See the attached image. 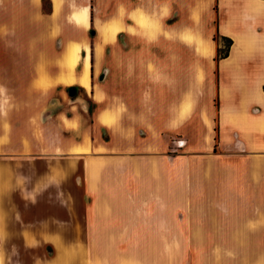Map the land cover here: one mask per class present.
Here are the masks:
<instances>
[{
	"label": "crops",
	"instance_id": "crops-1",
	"mask_svg": "<svg viewBox=\"0 0 264 264\" xmlns=\"http://www.w3.org/2000/svg\"><path fill=\"white\" fill-rule=\"evenodd\" d=\"M91 2H114L113 16L104 19ZM111 23L118 26L114 38L102 43ZM148 26L157 28L150 34ZM214 36L232 40L218 60ZM112 43L110 103L102 69ZM85 67L88 87L81 82ZM91 103L98 107L95 125L113 131L115 151H142L156 163L169 136L180 135L183 158L212 155L228 167L241 165V174L226 176L213 174V165L202 175H148L140 213L146 244L225 248L218 257L197 253L195 262L180 264H264V0H0L1 264H48L46 247L66 241L56 233L66 226L27 216L53 208L89 213ZM102 114L110 122L98 120ZM48 158L68 173L43 172ZM219 222L228 224L224 236L216 234ZM175 230L179 237L169 238Z\"/></svg>",
	"mask_w": 264,
	"mask_h": 264
},
{
	"label": "rangeland",
	"instance_id": "rangeland-1",
	"mask_svg": "<svg viewBox=\"0 0 264 264\" xmlns=\"http://www.w3.org/2000/svg\"><path fill=\"white\" fill-rule=\"evenodd\" d=\"M95 4L100 5L102 17H104V19L113 16L114 2H91V5L94 6ZM93 16L94 14L92 13L91 17ZM156 28L150 27L148 29L150 30V34L156 30ZM90 34L92 42L95 41V38L97 40V31L95 27L91 28ZM187 40L191 41L188 35ZM113 46L112 43L105 49L102 69V72H105L106 84L107 82L110 84V86H106L109 92L107 100L110 103L113 101V86H111L114 63ZM98 72H95L96 75L91 74L92 84L97 85L102 81L99 75H97ZM97 109V105L91 103L89 151V181L91 195L89 213L85 215L60 214L56 213L57 210L60 211V209L53 208L55 212L52 214L27 216L26 221L33 222L36 218L40 219L41 223L57 224L59 228L66 226L67 229L62 231L57 230L56 233L59 237L64 236L66 238V241H64L60 247L64 255L67 256L73 264H180L184 258L195 262L192 257L197 255V253L201 256V259L205 260L210 256L218 257L219 255L226 254L224 247L208 246L193 248L179 247L177 245L160 246L156 245V240H153V245L146 244L145 225L143 223L146 215L140 213L144 212L143 209L147 206L146 190L149 184L146 181L149 178L148 175H150V177L153 173L154 175H181L183 173L189 175H202L210 173V165H213V174H217L218 176L234 175L242 173L240 163L239 166L234 169L231 168V166L228 167L227 162L223 160L219 161L212 155L208 157L187 156V158H183L181 156H184V154L180 151L182 147V144H180L182 142L180 135L169 136L170 139L169 141L167 140V148L161 151L163 154L159 156L158 160L160 161L156 163H149L144 157H141L145 155L142 151H134L131 152L132 154L129 152L115 151L114 146H112L114 143L113 131L99 128L95 125L94 115ZM111 114L114 120V114ZM113 126L114 124L108 127L113 128ZM142 135L144 134L142 133ZM107 145H110V147H107ZM130 155H132V157H129ZM163 156L168 159L169 163L166 164L161 161ZM57 158L58 160L64 159V156L58 155ZM153 160L157 159L154 158ZM183 160L188 161L185 167L183 166L184 164L180 162ZM52 164L51 158L47 159V163L43 162V172L47 171V174L68 173V166L64 167L61 161L53 164L54 167L50 172L49 168ZM129 164H132V171L131 168L128 167ZM152 165L153 172L150 170ZM182 166L185 169L181 168ZM135 175L137 177H135ZM125 176H128L131 181L126 184L119 182V179L122 180ZM170 185L175 186V189L171 191L176 192V190H178L177 183ZM100 188L102 191L99 197V194L94 192ZM110 202L113 204L112 206L115 207H112ZM129 207L132 210V212H130L131 214L120 213L123 209L119 208ZM173 217V215H170V219ZM225 217L227 216L219 215V219L223 221H226L224 220ZM226 225H228L226 222H219L216 234L224 236V228ZM178 237L179 233L176 230L170 231L169 238L176 239ZM154 239L156 238L154 237ZM46 251L48 255H52L51 257H53L56 253V248L54 245L53 247L48 246L46 247Z\"/></svg>",
	"mask_w": 264,
	"mask_h": 264
},
{
	"label": "bare ground",
	"instance_id": "bare-ground-1",
	"mask_svg": "<svg viewBox=\"0 0 264 264\" xmlns=\"http://www.w3.org/2000/svg\"><path fill=\"white\" fill-rule=\"evenodd\" d=\"M101 25H98V28L100 29ZM118 29V26L115 23H111V24H107V26H104V30L101 32V38L103 39V42H111L112 39L114 38V34L116 32V30ZM187 35V34H186ZM185 39H187V36H185ZM197 46L200 50V52L203 55H209V51L208 48L198 39L197 40ZM99 51L97 52V59L99 57ZM68 60V59H67ZM66 60V61H67ZM96 67L98 68V60H97V64ZM81 82L88 87V79H87V71H86V67L84 68L83 74L81 76ZM66 82H71L72 79L69 77H66L65 79ZM98 120L100 121H105V122H110L108 120V117H106V114H102L98 116ZM55 248H56V253L55 255L50 259L48 264H72V261L64 255L60 245L58 243H55ZM1 264V262H0Z\"/></svg>",
	"mask_w": 264,
	"mask_h": 264
},
{
	"label": "trees",
	"instance_id": "trees-1",
	"mask_svg": "<svg viewBox=\"0 0 264 264\" xmlns=\"http://www.w3.org/2000/svg\"><path fill=\"white\" fill-rule=\"evenodd\" d=\"M213 40H215L219 44L215 60L226 57L232 45V40L223 36H214Z\"/></svg>",
	"mask_w": 264,
	"mask_h": 264
},
{
	"label": "water",
	"instance_id": "water-1",
	"mask_svg": "<svg viewBox=\"0 0 264 264\" xmlns=\"http://www.w3.org/2000/svg\"><path fill=\"white\" fill-rule=\"evenodd\" d=\"M68 94H69L70 96H74V94H75V88L70 87V88L68 89Z\"/></svg>",
	"mask_w": 264,
	"mask_h": 264
}]
</instances>
